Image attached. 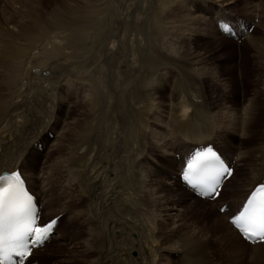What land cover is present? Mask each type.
<instances>
[{"label":"bare ground","instance_id":"bare-ground-1","mask_svg":"<svg viewBox=\"0 0 264 264\" xmlns=\"http://www.w3.org/2000/svg\"><path fill=\"white\" fill-rule=\"evenodd\" d=\"M47 1L53 3L45 8ZM47 1L3 0L0 5V175L22 174L39 200L43 222L67 213L69 219L62 228L58 222L49 243L59 233L61 242L70 237L71 245L79 233L87 240L85 252L72 247L76 259L67 257L61 264H85L86 259L89 264L96 259L100 264H157L153 250L163 254V264H214V248L229 264H264V244L248 245L228 222L264 182V163L256 165L255 159L264 140L251 149L247 144L262 127L261 106L248 99L246 110L227 107L217 110L215 119L205 104L206 109L189 110V103L178 101L205 85L199 71L222 80L217 63L206 56L211 52L199 50V39L188 43L185 33L193 35L206 18L216 25L243 18L232 27L264 55L255 37L264 0ZM237 1L240 16L227 15ZM86 2L95 7L91 14ZM43 111L50 117L36 123ZM49 129L57 138L45 162L37 147L47 150ZM227 136L233 141L243 136L238 156L223 144ZM209 144L235 167L215 201L194 197L178 180L188 153ZM149 156H156V169H149L156 162ZM237 173L236 184L229 186ZM180 204L184 207L177 208ZM215 205L228 209L216 213ZM173 244L191 252L177 259L168 250ZM42 248L32 251L28 261L49 264L39 260Z\"/></svg>","mask_w":264,"mask_h":264},{"label":"rangeland","instance_id":"rangeland-1","mask_svg":"<svg viewBox=\"0 0 264 264\" xmlns=\"http://www.w3.org/2000/svg\"><path fill=\"white\" fill-rule=\"evenodd\" d=\"M35 1H37V0H35ZM42 1H47V0H42ZM201 1L207 2V3H209V2H212L213 3L214 2V0H211V1L210 0H200V4L202 3ZM243 1L244 0H242V2ZM238 2H240V1H237L236 2V5H237ZM52 3H53L52 1L51 2L47 1V3L44 4L45 8H48ZM2 4H3V0H0V5H2ZM86 6H88V8L91 9L90 14L95 9V7H92V5L88 4L87 2H86ZM241 9H242V3H238V5L236 6V8L230 6V8L227 9V12L228 13H226V14L227 15H238L236 13V11L237 10L240 11ZM257 11H259V9ZM196 15H197V13H196ZM238 16H240V15H238ZM162 18H163V13H162ZM238 18H240V17H238ZM240 19L242 21L245 20L243 18H240ZM205 20L206 21H204V23L202 22V26L200 24L201 21L200 20L197 21L196 22L197 24L200 22L199 23L200 24L199 28L200 27H202V28H200V30L198 29L196 32H192V34L194 36L191 35L190 32H187L186 31L188 34L185 33L186 34V37L185 38H186V41L188 43H191L190 42V39H191V41H194V39H199L200 40L199 41V50H202V53L203 52L204 53L211 52V54L206 55V56H210L209 63L211 61H213L215 64L217 63L218 66H215L214 68L215 69H218V74L217 75H219L221 77L220 79H222L224 82L222 80L216 81L215 79L214 80L213 79L212 80L211 79H208L207 78V75H205L206 73L204 71L203 72L202 71L201 72L199 71V73H198L199 74L198 75L199 77L200 76H203L204 78L206 77L205 78L206 79L205 80V85L204 86L202 85V89L199 88V87H197V90H191L192 92L191 91H188L189 94L186 92L185 95L183 96L184 100H182L183 98H181V97L179 98L178 97V101L181 100L180 102L183 101V102L189 103L190 104V109L189 110H192V108L193 109L194 108H197V109L203 110V109H206L205 108V106H206V107L209 108L211 115L213 114V116H214L215 119H216V117L214 115L215 112L217 110H219V111L220 110H225L224 108H227V107L230 108V109L237 108V110H243V109L246 110L245 107L248 104L247 103V100L248 99L251 100L252 102H254V103H256V104H258V105L261 106L260 109H259V112H261V110L264 112V69H263L264 68L263 67L264 66V61L261 60L262 58L264 60V57H263L264 55L256 52L255 49H252L251 43H249V41L246 40V37L244 39H242V37H239L240 36V31H237L236 32L237 33V36H234L235 38L229 37V39H228L224 35H222V36L220 35L219 29H218V25L214 24V21L213 20H211V22L207 18ZM226 21L231 26H233L235 28H237V26H239L240 24H242V21H235V20H233V21L226 20ZM207 24H208V26H207ZM260 26L261 27L257 28V30L255 32V34H256L255 37L258 40V43H261L260 46L262 47L264 45L263 44L264 43V18L262 19V23H261ZM202 29L204 31H202ZM188 35L191 36V37H189ZM207 35H209V36H207ZM201 37H202V39H200ZM237 38H239L238 41H236ZM171 43L172 44H175V45H178V48L180 46H182V44L179 41H173V42L171 41ZM177 43H179V44H177ZM236 44L239 45V49L236 48ZM235 49H236V51H235ZM206 56H204V57H206ZM218 61H219V63H218ZM221 62H224V63H221ZM195 74H196V72H195ZM168 80L171 81V78L168 79ZM192 87H194V86H192ZM32 90L37 91L35 88L32 89ZM197 91H199V92H197ZM191 94H192V96L194 98L191 97ZM188 95H190V96L188 97ZM196 95L199 98H195ZM202 96L205 97V99H206L205 102L203 100L204 97H202ZM252 97H254V100L255 101L253 100ZM187 98H188V100H187ZM38 103H39V105H43L45 103V102L42 101V97L38 100ZM200 103H202V104H200ZM204 104H205V106H203ZM43 114H44L43 117L40 116L39 118H36V120H35L36 123L44 124V122L50 117L49 114L47 115L46 111H43ZM261 115L263 116L264 114H261ZM46 116L48 118H46ZM50 119L53 120L54 117H52ZM262 120H263V118L261 119V121ZM261 121L259 119V124L260 125L262 124V127L258 129V131L256 133V136L252 139L253 141L252 140L249 141L250 143L247 142V144H248V146H249L250 149L253 148L254 147L253 145H255L256 143H260V142H262L264 140V120L262 122ZM205 122H206V119L204 118V123ZM244 123H245V121H244ZM244 123L242 125H244ZM64 126H63V124H61L58 127V130H56V131L57 132H61L59 130H62L63 129L62 127H64ZM48 131L49 132L47 133V136L46 137L51 142L48 143L47 150L45 149L46 147H44V146L37 147V153L39 154V156H41V159L42 160H45V162H46V160H47V158L49 156L48 155L49 150H51L53 148L52 145H54V143H52V142H53L54 139L57 138L56 135H55V131H53L52 129H49ZM236 134H239V133H236ZM242 138H243V136H239V138H237L236 141H233L231 139V137L227 136L225 138V141H224L223 144L225 145L226 143H228V144H226V146L232 147V148H229V150H232L233 155L238 156V154L240 153L239 151L241 150L240 149V146H241V143H242L241 141H243ZM259 139H261V140H259ZM162 143H163V141H162ZM223 144H220V145L223 146ZM50 146H51V149H50ZM225 149H226V147H225ZM159 150H160V148L158 149V152H159ZM257 155H258V157H257ZM257 155H256L257 158H255V159H257L256 165L264 163V150L262 152H260V154H257ZM151 157L152 156H149V159L150 160H156L157 159V158H155L156 156L154 158L153 157L151 158ZM177 157L179 159V156L178 155H177ZM227 157L229 158V156H227ZM50 158H51V156H50ZM29 159H30V161H33V158H29ZM234 159H235V157L233 156L232 161ZM49 162H51V161H49ZM241 164H243V163H241ZM42 166H41V168H42ZM153 166H155V167H153ZM152 167L154 169H156L158 167V161L157 160H156V162L152 161L149 169H151ZM27 168L30 170V166H27ZM239 173H237L235 175V177L233 179L234 181L232 180V181L229 182V186H232V185H235L236 184V181H235L236 177L238 175H241ZM248 178L251 181L252 174H249ZM237 179H238V177H237ZM173 189H174V187H173ZM38 191H40V190L38 189ZM185 194L187 196H190L187 193H185ZM222 199H227V198L225 196H223ZM202 202H204V201H202ZM181 207H184V205L183 204H180V205L177 206V208H181ZM205 207H206L207 212L210 209L213 210V206H205ZM85 209L86 208H84V210ZM183 209L184 208H182V210ZM215 210H216V213H217V211L219 212V210H217V206L216 205H215ZM66 214L64 215L63 219H59L58 220V222H60V221L62 222L61 223L62 224L61 225V228L63 226V222H65V221H67L69 219ZM44 215H45V212H44ZM176 216H177V214H176ZM207 216L209 217V214H207ZM81 220L82 219H79V221H81ZM190 220L193 221L194 218L192 217ZM161 221H163V220L161 219ZM164 223L165 222L163 221V224ZM173 224H175V222ZM164 225H167V224L165 223ZM70 228L71 229H74L76 227L73 225ZM79 229L81 230V228H79ZM229 231H232V228L231 227H229ZM81 232H83V231L81 230ZM175 232H178V231H174L172 233H175ZM77 233L78 232L76 231L75 232V235H77ZM168 234H170V237L167 238V239L171 241L170 228L168 230ZM59 235H60V233L56 237H53V239L51 240V243L47 242V245H45L44 248H42L39 251V253H40L39 260L40 259L48 260L49 264H61V263L66 262L67 260H69V258H67V257H73L74 259H76V257L74 256V255H76V252H74V255L72 253H70V250L69 249H71L72 247H75L78 252L81 251V250H82L81 252H85L84 249H83V246H85V247L87 246L86 248L88 249V245H86L87 244V240L81 236L82 233H79V236L77 238H75V242H73L74 244L72 243V245H71V240H69L70 237H69V239H67L68 242L66 241L64 243V242H61V240L58 238ZM94 239H95V235H94ZM81 242H83V243H81ZM94 242H95V240H94ZM237 242H238V238H237ZM84 243H86V244L84 245ZM173 245H171L172 248L169 246V249L168 250H171V251H169V253L175 254V257L177 256L176 257L177 259L182 257V255H178L181 252L184 255H186V254H188V253L191 252L189 249H185V250L181 251V250H179V248L177 247V245H174V246ZM109 246L117 247L115 243L109 244ZM78 247H80V248H78ZM86 248H85V250L87 251ZM122 248L125 249L126 251H129V250L126 249L125 246L122 247ZM211 249H213V248H211ZM207 250L211 251L210 249H207ZM214 250H215V252L212 255L213 258H211L212 263H214V264H216V263L217 264L218 263H220V264H224V263L225 264L226 263L229 264V262L226 261V259H225V257H224L223 254L218 253L216 251L217 249H215V248H214ZM247 250H250V248H248ZM247 250H246V252H248ZM246 252H245V254H246ZM133 253H135V252H133ZM137 253H138V251H137ZM145 253H147V252L145 251ZM245 254H244V256H245ZM153 255L156 256L157 264H159V263L160 264L161 263L163 264L164 263L165 257L162 256L163 254L161 252H159L157 250H153ZM222 255H223V258L221 260ZM135 256L134 257L132 256V257L135 258ZM215 256L217 257V259H216ZM244 256H243V260H244ZM223 260H224V262H223ZM95 262H90V264H100V261L98 259H96ZM30 263L36 264V262H30ZM76 264H79V263H76ZM85 264H89L88 261H87V259L85 260ZM243 264H249V263H248L247 260H244L243 261Z\"/></svg>","mask_w":264,"mask_h":264},{"label":"snow or ice","instance_id":"snow-or-ice-1","mask_svg":"<svg viewBox=\"0 0 264 264\" xmlns=\"http://www.w3.org/2000/svg\"><path fill=\"white\" fill-rule=\"evenodd\" d=\"M224 31L230 32L231 29L225 25ZM226 174L231 175V171L223 167L211 148L193 155L184 169L186 182L193 188H200L204 194L215 192L219 178ZM192 177L201 179L193 183ZM13 223L22 226L13 228ZM55 223L37 224L31 197L23 192L18 171L0 175V256L6 251L15 252L22 258L31 255L28 238L32 237V247L40 245L48 238ZM231 224L246 240L264 241V183L247 196L246 203L231 218Z\"/></svg>","mask_w":264,"mask_h":264}]
</instances>
